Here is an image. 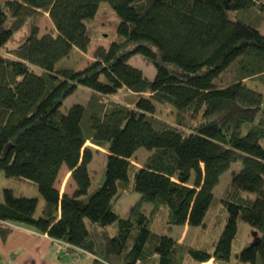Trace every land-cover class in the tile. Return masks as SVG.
Returning <instances> with one entry per match:
<instances>
[{
  "label": "trees",
  "instance_id": "1",
  "mask_svg": "<svg viewBox=\"0 0 264 264\" xmlns=\"http://www.w3.org/2000/svg\"><path fill=\"white\" fill-rule=\"evenodd\" d=\"M102 2L119 18L115 39L96 47L84 69L58 68L97 38ZM256 7L264 15V0H0V48L40 11L56 31L39 36L33 26L7 56L0 54V176L39 193L3 189L0 238L6 241L16 225L54 238L55 226L69 220L60 244L90 255L92 264H185L187 257L195 264H264V94L242 83L249 78L264 86V34L230 15ZM136 55L154 65L153 79L130 64ZM235 62L237 81L218 87ZM79 86L92 91L93 104L123 88L137 99L131 106L108 100L91 110L78 103L63 113ZM159 105L178 111L174 125L156 116ZM88 142L108 153L104 181L93 191ZM142 147L152 153L134 164ZM239 161L220 198L226 219L216 241L193 246L154 227L165 209L168 228L207 231L214 189ZM64 165L77 187L72 194L56 186ZM133 192L141 198L122 218L117 203ZM145 203L152 205L149 213ZM239 219L258 233L233 254Z\"/></svg>",
  "mask_w": 264,
  "mask_h": 264
},
{
  "label": "rangeland",
  "instance_id": "2",
  "mask_svg": "<svg viewBox=\"0 0 264 264\" xmlns=\"http://www.w3.org/2000/svg\"><path fill=\"white\" fill-rule=\"evenodd\" d=\"M254 12L257 16L260 14L264 17L263 12L260 11L258 7L254 8ZM254 12H249V10L242 12H231V18L236 19L240 18L244 22L257 27L261 33L264 34V22L260 23L259 19L255 18L251 19L254 16ZM97 24L95 25V34L97 38L90 44L88 50L86 52H82L79 49H74L70 56L63 58L57 64L58 68H72L74 70H81L87 67L93 60L94 49L99 45L109 46L111 41L116 37V29L119 24V18L115 13L114 9L108 2H102L99 6L97 12ZM33 26H38L39 28V36H43L48 33H56L54 24L50 19V16L47 12L40 11L38 13L32 14L28 20V24L23 27L21 30L16 32L10 40L4 45V47L0 48V54L7 56L9 51L16 47L18 42L24 40L26 36L29 34L30 29ZM130 64L135 67L140 68L146 77L149 79H153L156 74V69L154 65L149 63L146 59H144L141 55H136L130 59ZM238 62H235L225 71L220 77L216 80V85L218 87H225L233 84L238 79L237 74ZM34 71L36 73H42L41 69L38 67H34ZM242 83L247 87L260 91L264 94V86L261 85L258 81L254 79H244ZM92 91L86 87L79 86L77 90L69 96L63 106L61 107V111L63 113H67L69 109L74 104H83L88 110L94 109L95 107L101 105V103H108V100L116 101L121 104L133 105L137 99V95L132 93L126 88L121 89L117 94L111 95L109 99L107 97H99L96 100V103H91ZM145 97L149 96V93L144 94ZM96 99V98H95ZM178 115V111L170 106V105H159L156 116L166 121L168 124H175L176 117ZM86 146H91L94 148V158L91 162L89 169L92 175V186L91 191L102 185L105 177V167L108 159V153L105 152L104 148H98L93 146L90 142L86 144ZM152 153L151 150L147 148H140L132 158V162L137 165H141L147 157ZM242 167V162H236L231 165V168L226 171L220 178L219 184L215 187V199L211 204V207L206 216L205 222L208 223L209 229L204 232L201 227H191L185 228L184 225H175L171 228L166 226L164 221V216L166 210L164 209L163 213L161 212L156 219L154 227L159 230L161 229L164 234L170 235L175 238H180L184 235V241L187 244L193 246H202V241L211 242L216 241L220 236L225 219H226V210L220 201V198L223 196L226 187L232 180V173L239 171ZM134 176L131 175V180H133ZM57 186L63 192L74 193V188L76 186L73 181L71 175L68 172L66 166L62 169L60 176L57 181ZM5 187H11L14 189L17 195H21L25 193V195L36 196L39 195L38 191L34 189V187L23 186L21 181L17 178H6L4 175L0 176V202L4 200L3 198V189ZM251 198H255L254 193H247ZM141 198L139 193H126L124 194L118 201L116 206V211L118 215L122 218H126L129 214L131 207L136 204ZM43 199L39 201L36 214L39 215L43 206ZM152 208V205L149 203H145L143 209L146 213H149ZM70 225L69 220H65L62 223L57 224L54 228V238L52 240L47 241L38 236L30 235L29 241H26L25 244L17 251L19 253L18 259L16 260V264H92V257L83 252H66L62 245L60 244V238L64 231L68 229ZM239 229L236 236V239L233 242V254L240 252L242 249L247 247L249 244L253 243L256 239V234L258 230L251 226L249 223L239 219L238 222ZM22 226V225H20ZM18 227V228H17ZM24 228H28L22 226ZM116 223L110 225L108 229L111 233L115 232ZM16 230L19 232V225H16ZM206 235H205V234ZM43 242V243H42ZM52 248L50 252L48 249ZM11 249H15L13 247L8 246L6 248V254L8 255ZM50 254L49 259H45L46 254ZM211 261L215 262L213 259ZM217 263V262H215ZM185 264H195V261L188 258L185 261Z\"/></svg>",
  "mask_w": 264,
  "mask_h": 264
},
{
  "label": "crops",
  "instance_id": "3",
  "mask_svg": "<svg viewBox=\"0 0 264 264\" xmlns=\"http://www.w3.org/2000/svg\"><path fill=\"white\" fill-rule=\"evenodd\" d=\"M93 146H95V145H93ZM96 147H98V146H96ZM98 148H101V147H98ZM105 152H107V151H105ZM64 167H65V165L62 167V169ZM62 169H61V171H62ZM61 171H60V173H61ZM68 172L71 175V173H70L69 170H68ZM59 176H60V174H59ZM57 181H58V179H57ZM56 186H57V183H56ZM57 188H58V186H57ZM76 188L77 187L75 186L74 191L76 190ZM61 193L64 194V193H68V192H63V190H62ZM69 194H71V193H69ZM17 228H15V230L13 231V233L10 235V237L6 241H3L0 238V264H16V260L18 259V255H19V253H17V251L20 250V248H23L21 246H23L26 241H29L30 239H32V238H30V235L41 237L43 239H46L47 241L52 240V237H50L49 234H40V233L36 232L33 229L24 228L22 226H19V232H17V230H16ZM185 228H189V227L187 225H185ZM178 239L180 241H184V235H182ZM52 243H53V240H52ZM8 246L13 247L15 249H11V251L7 255L6 254V248ZM48 250L51 252L52 251V248H49ZM44 258L45 259H49L50 258V254L49 253L46 254ZM214 264H219V263H214Z\"/></svg>",
  "mask_w": 264,
  "mask_h": 264
}]
</instances>
